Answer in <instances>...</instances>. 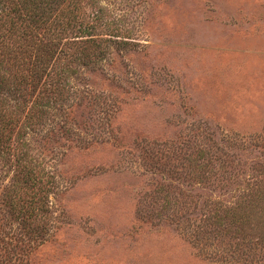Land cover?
<instances>
[{"label": "rangeland", "instance_id": "obj_1", "mask_svg": "<svg viewBox=\"0 0 264 264\" xmlns=\"http://www.w3.org/2000/svg\"><path fill=\"white\" fill-rule=\"evenodd\" d=\"M0 264H264V0L0 2Z\"/></svg>", "mask_w": 264, "mask_h": 264}, {"label": "trees", "instance_id": "obj_2", "mask_svg": "<svg viewBox=\"0 0 264 264\" xmlns=\"http://www.w3.org/2000/svg\"><path fill=\"white\" fill-rule=\"evenodd\" d=\"M4 0H0V2H3ZM29 11H32V9L31 10H29ZM47 56V55H46ZM46 56L44 55V57L46 58ZM36 58H38V62H40L41 64H42V59L40 58V57H36ZM257 207H259V206H257ZM254 214H256L255 212H252V213H249V215L247 216V218L246 217H244V220L242 219L241 221H240V223H242V224H244V223H249V222H251L252 220V217H253V215ZM256 216V215H255ZM256 218H258L257 220H255V223L256 224H254V226L255 227H258V225H260L261 224V220H263V219H261V215L259 216V217H257L256 216ZM263 218V217H262ZM241 224V225H242ZM242 226H244V225H242Z\"/></svg>", "mask_w": 264, "mask_h": 264}]
</instances>
